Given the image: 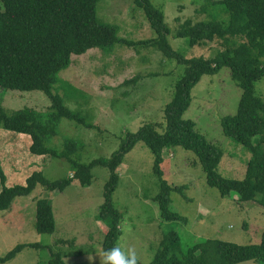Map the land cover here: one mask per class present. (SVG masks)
Listing matches in <instances>:
<instances>
[{
  "label": "rangeland",
  "instance_id": "374dc122",
  "mask_svg": "<svg viewBox=\"0 0 264 264\" xmlns=\"http://www.w3.org/2000/svg\"><path fill=\"white\" fill-rule=\"evenodd\" d=\"M149 1L163 11L169 27L167 39L174 50L185 57L214 56L220 48L217 40L191 46L187 38L176 36V30L186 19L226 20L222 6L210 5L204 11L201 6L207 0ZM96 15L99 21L116 26L119 38L141 41L156 37L142 7L134 0H98ZM71 59L69 67L59 72L52 91L59 93L71 110L81 111L94 127L62 118L58 133L48 138L45 145L60 150L67 140L82 142L80 163L109 157L119 148L126 132H135L145 123L162 124L164 106L172 99L174 85L184 70L182 64L166 58L158 49L122 43H115L108 53L92 48L82 55H72ZM241 92L230 69L223 67L214 75H203L193 86L190 105L183 114L195 122L196 130L209 142L221 148L219 174L235 179L244 177L252 153L223 134L220 120L236 113ZM256 93L264 101V76L256 83ZM0 105L7 111L25 107L46 111L50 99L40 90L0 88ZM258 140L255 136L254 144ZM29 145V135L0 127V166L6 186L24 183L36 170L50 180L72 175L71 164L65 158L34 154ZM261 151L264 153V143ZM153 160L149 147L138 142L117 169L119 181L112 201L122 214L117 243L122 251L134 249L140 262L149 263L168 230L179 234L184 250L201 238L238 244L260 242L264 207L253 200H238L235 192L222 196L217 188L206 183L194 153L181 146L165 148L161 168L170 185L183 186L181 191H171L169 208L186 221L161 219L154 200L159 186L152 170ZM92 172L88 186L76 180L63 191H50L38 185L31 194L16 197L8 209L0 211V256L18 244L39 245L25 247L3 264H48L53 253H59L66 264L104 263L107 253L102 239L106 223L98 215L109 171L95 166ZM40 197L51 203L55 218L52 233H38L35 229L36 200ZM237 264L264 263L249 260Z\"/></svg>",
  "mask_w": 264,
  "mask_h": 264
},
{
  "label": "trees",
  "instance_id": "16d2710c",
  "mask_svg": "<svg viewBox=\"0 0 264 264\" xmlns=\"http://www.w3.org/2000/svg\"><path fill=\"white\" fill-rule=\"evenodd\" d=\"M98 0H0V88L19 91H43L50 99L46 111L31 107L7 111L0 105V127L27 134L29 149L38 155L65 158L72 168V175L50 180L39 170L33 171L24 183L5 185V174L0 166V211L6 210L16 197L28 196L38 186L53 191H63L74 180L80 185H90L92 169L102 166L108 169L109 177L104 184L103 202L99 218L106 223L102 239L104 252L118 246L121 235V212L115 207L112 196L118 185V167L125 154L136 143L143 142L153 153L152 170L158 177L159 191L154 197L160 218L181 220L186 218L169 208L171 191H181L183 186H172L163 178V151L181 146L191 150L197 157L206 183L217 188L222 196L231 192L241 201H256L264 207V101L256 93V83L264 76V0H207L201 6L220 5L227 19H204L193 22L186 19L176 30V36L187 38L189 45H203L217 40L220 48L213 57H185L170 45L167 36L169 27L164 13L149 0H134L142 7L156 37L133 41L117 36V28L99 21L96 15ZM115 43L128 46L141 45L160 50L168 59L184 66L176 81L172 99L164 106V122L145 123L135 132H126L117 150L109 157L94 158L88 163L78 159L83 143L67 140L60 150L45 145L48 138L58 133L62 118L74 120L87 128H93L79 110L66 106L63 97L52 91L59 79V72L68 68L72 55H82L89 49L98 48L105 53ZM223 67L230 69L233 81L242 92L237 111L221 118L223 134L244 146L252 153L242 179L223 177L218 165L223 156L221 148L209 142L195 128L192 119L183 117L191 102V89L203 75H214ZM127 80V82H131ZM160 128V130H159ZM259 137L254 144L253 138ZM38 233H52L55 218L49 199L36 200L34 219ZM38 247L37 243L18 244L5 255L0 264L15 257L25 247ZM48 264H66L59 253H53ZM254 260L264 263V229L257 244H238L221 239H204L191 244L185 250L181 238L174 230H168L146 264H237ZM104 264V263H103ZM138 264H145L138 260Z\"/></svg>",
  "mask_w": 264,
  "mask_h": 264
},
{
  "label": "clouds",
  "instance_id": "9594fccd",
  "mask_svg": "<svg viewBox=\"0 0 264 264\" xmlns=\"http://www.w3.org/2000/svg\"><path fill=\"white\" fill-rule=\"evenodd\" d=\"M104 264H138V258L134 249L125 252L114 247L106 254Z\"/></svg>",
  "mask_w": 264,
  "mask_h": 264
}]
</instances>
